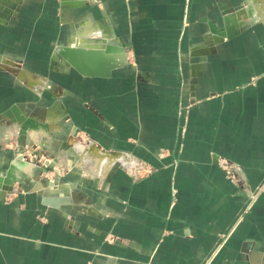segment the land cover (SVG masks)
Segmentation results:
<instances>
[{
  "label": "crops",
  "instance_id": "0c3cea01",
  "mask_svg": "<svg viewBox=\"0 0 264 264\" xmlns=\"http://www.w3.org/2000/svg\"><path fill=\"white\" fill-rule=\"evenodd\" d=\"M245 1L0 0V61L17 69L0 67V124L65 94L66 124L118 156L47 204L0 187V264H264V22L230 14ZM77 21L105 31L81 40L106 49L97 71L56 59ZM4 137L0 177L21 161Z\"/></svg>",
  "mask_w": 264,
  "mask_h": 264
},
{
  "label": "rangeland",
  "instance_id": "374dc122",
  "mask_svg": "<svg viewBox=\"0 0 264 264\" xmlns=\"http://www.w3.org/2000/svg\"><path fill=\"white\" fill-rule=\"evenodd\" d=\"M261 2L264 4V0H261ZM250 3L255 2L253 0H246L240 7L231 10L230 14L234 15L235 17L238 16L240 19V10H243L244 8L249 9L251 7ZM72 23L73 24H71V27L73 26L74 30L78 28V26H80L79 21ZM251 23L253 24L262 22L253 21L247 24ZM262 25L264 26V23H262ZM66 30V32L68 33H66L62 44L60 43L56 46L55 52H57L58 49L61 47H72L74 44L76 45V43H79L78 39L74 40L73 38L74 31H72V28L71 30H68L66 28ZM93 36L96 37L94 33L92 34V38H94ZM102 48L99 47L101 51H97L98 49H95L93 52H96L97 54L99 52L101 53ZM7 69L13 70L11 67H8ZM70 69L76 70L77 68L71 65ZM24 74H27V72H25ZM26 79L27 78H25V80ZM28 80L30 82L29 78ZM49 83L50 82L45 83V88L52 94V91L49 90ZM42 87L43 86L40 87V94L41 97H44L46 95V92H43L44 88ZM58 96L61 97V94H59ZM62 98H55L53 103L52 99H50V105L45 106L40 104V106L38 107H32L28 106V104H25L26 107L21 108L23 113L20 111L24 115V119L19 124L21 126L19 129H17L16 121L13 120L15 119L12 117L14 116V114L10 116V118L12 117L13 119L7 120L6 124H0V143L6 140L5 137L2 139V137L5 135H16V138L18 139V141L15 143L12 141L14 143L13 145H16V149L21 150L20 153L22 154V157L20 163L18 164L22 165L24 163L28 165L30 162H35L31 172H27L24 170L18 176H16L15 180L13 181V184H16L17 186L15 187L16 190L20 192H26V190L36 192V194L41 196V199H43V202L46 204V199L55 196V193L52 191V186H69V184L71 183L78 184L81 179H83V181H87L88 183L97 185L101 183V180L104 177L102 175H104L105 170H109V168L112 167V165L108 163L97 162L91 157L87 158L77 150V147L75 146L77 144L85 147H90L96 144L85 136L76 135V132L72 130L71 125L66 124V121L69 119V113L66 107L64 108L66 110L65 118L67 120L64 119L62 121L63 118L58 119L56 123L58 124V128L53 130V125L49 126L48 129L47 127L41 125L39 126V124L44 125L46 123L45 121L48 122V120H51L49 119L51 111L61 112V107L59 106V103L63 102ZM56 107H60L58 111H56ZM7 112L9 113L10 110ZM32 141L37 144L36 148H32V146H34L30 143ZM8 143H11V141H8ZM73 143H75L74 146L72 145ZM71 157L73 158L72 162H70ZM9 173L1 175V177L7 178ZM38 184H40V189H38ZM6 186H9V184H7ZM7 191L9 192V190Z\"/></svg>",
  "mask_w": 264,
  "mask_h": 264
},
{
  "label": "bare ground",
  "instance_id": "6f19581e",
  "mask_svg": "<svg viewBox=\"0 0 264 264\" xmlns=\"http://www.w3.org/2000/svg\"><path fill=\"white\" fill-rule=\"evenodd\" d=\"M81 1L82 0H67L69 5H73V6L79 5V2H81ZM253 1L255 2L257 0H253ZM262 2L258 3V5H256L255 3H250L251 7L249 9H246V10H240L239 15L240 16L245 15V16H248L249 18L252 17L255 20L258 18L260 21L264 22V4ZM231 24L235 25L234 19H232ZM100 29H101L100 27L95 26L91 23L89 25H83V26H79L78 28H76L74 30V33H73V35H74L73 38H74V40H76V39L79 40L78 45L76 43V45L74 44L72 47L65 46V47L59 48V52H57V54H56V56H57L56 59H58L62 65L71 64L74 67H76L77 69H79L80 71H82L83 73H86V72L89 73L90 72L89 71L90 67H88L89 65L94 66V68H92V70L95 69L97 71L98 67H100L102 65L101 61L105 57V50L106 49L104 48L105 50H103V48L101 47L104 52L102 51L101 53L99 52L97 54L96 52H93V51L95 49H99L100 44L97 45L96 43H89V42H83L82 43L81 40L87 41V39H89V37L92 36L93 33L99 37H101V36L103 37V34L105 33V31L100 30ZM108 53H111V52H108ZM118 63H120V60L116 62V64H118ZM0 67L1 68L11 67L13 69H16V66L14 63L7 62L6 60L0 61ZM24 73L25 72H22V70H20L19 78L21 81L25 82V84L28 83V85H32L37 90H39V88L41 86H44L45 80H42V79L39 80V79H35V78H34L35 79L34 80V79H32V76L30 74H24ZM25 78H27V79L25 80ZM28 78L30 79V82H29ZM48 85H49L50 90L53 91V93H55L56 95L60 94L59 88H57L54 84L49 83ZM12 113L15 114L14 116H12L15 119H13L12 117L9 119L15 120L17 129H19L21 127L19 124L24 119L23 118L24 115L18 109L12 110ZM63 114L64 113H61V112H52L51 111V114L49 117V119H51V120H48V122L45 121L46 123L44 125L39 124V126L41 125V126L47 127V129H48L49 126L54 125L53 130H55L56 128H58V124H56L57 120L62 119L64 117ZM55 125H57V126H55ZM25 143H26V141H25ZM30 143L34 146L37 145L34 141H32ZM74 144L75 143H73L72 145L74 146ZM75 146L77 147V150L81 154H83L85 157H87V158L91 157L93 160H96L97 162L108 163L110 165H113L114 163L118 162V156L117 155L115 156V155H112L108 152H105L97 145L85 147V146H81V145L77 144ZM21 157H22V154L20 155V158ZM72 159L73 158L71 157L70 162H72ZM34 164H35V162H30L28 165L24 164V163L22 165L18 164V163H14L13 168L11 169L7 178L0 177V187H4L7 184H9V186L12 185L16 176H18L24 170L27 172H31L32 168L34 167Z\"/></svg>",
  "mask_w": 264,
  "mask_h": 264
},
{
  "label": "built area",
  "instance_id": "2783aa9c",
  "mask_svg": "<svg viewBox=\"0 0 264 264\" xmlns=\"http://www.w3.org/2000/svg\"><path fill=\"white\" fill-rule=\"evenodd\" d=\"M220 166L226 171L227 175L229 178L234 179V177H237V173H238V167L233 165L231 162L228 161H224V160H220L219 161ZM232 167H234L232 169ZM264 191V185L258 189L256 192H254L252 195H254V197L258 198L259 195Z\"/></svg>",
  "mask_w": 264,
  "mask_h": 264
},
{
  "label": "water",
  "instance_id": "95a60500",
  "mask_svg": "<svg viewBox=\"0 0 264 264\" xmlns=\"http://www.w3.org/2000/svg\"><path fill=\"white\" fill-rule=\"evenodd\" d=\"M226 31H227V35H228L229 39H232L235 36V29L233 27H227ZM77 45H78V43H77Z\"/></svg>",
  "mask_w": 264,
  "mask_h": 264
}]
</instances>
